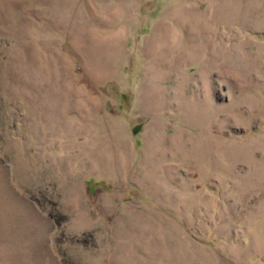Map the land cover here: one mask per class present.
Instances as JSON below:
<instances>
[{"label":"rangeland","instance_id":"obj_1","mask_svg":"<svg viewBox=\"0 0 264 264\" xmlns=\"http://www.w3.org/2000/svg\"><path fill=\"white\" fill-rule=\"evenodd\" d=\"M0 264H264V0H0Z\"/></svg>","mask_w":264,"mask_h":264}]
</instances>
